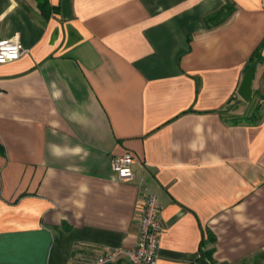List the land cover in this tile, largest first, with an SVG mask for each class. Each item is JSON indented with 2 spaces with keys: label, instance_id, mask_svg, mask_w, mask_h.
<instances>
[{
  "label": "crops",
  "instance_id": "1",
  "mask_svg": "<svg viewBox=\"0 0 264 264\" xmlns=\"http://www.w3.org/2000/svg\"><path fill=\"white\" fill-rule=\"evenodd\" d=\"M49 2L0 0V41L26 51L0 65V264L131 247L149 193L157 264H264V106L247 123L238 95L254 57L264 99V0Z\"/></svg>",
  "mask_w": 264,
  "mask_h": 264
},
{
  "label": "built area",
  "instance_id": "2",
  "mask_svg": "<svg viewBox=\"0 0 264 264\" xmlns=\"http://www.w3.org/2000/svg\"><path fill=\"white\" fill-rule=\"evenodd\" d=\"M26 53L21 47L19 36L0 41V65L18 61ZM136 158L132 154H125L112 158V169L120 181L129 182L135 177L133 166ZM160 203L153 193L144 197L143 208L138 214L140 232L135 245L127 248H116L100 255L94 264H157L162 235L159 220Z\"/></svg>",
  "mask_w": 264,
  "mask_h": 264
},
{
  "label": "trees",
  "instance_id": "3",
  "mask_svg": "<svg viewBox=\"0 0 264 264\" xmlns=\"http://www.w3.org/2000/svg\"><path fill=\"white\" fill-rule=\"evenodd\" d=\"M36 1H37L38 8L41 11V13L45 17H48L53 10L49 0H36ZM234 10H235L234 7L227 4L219 12L213 14L212 16H210L207 19V26H217V25L225 22L229 18V16L232 14V12H234ZM256 55H257V53H255V56ZM253 58L251 59V65L252 66L255 65ZM262 117H263V114L261 113V108L259 106L258 108H254L249 116L243 118V121H246L247 123H258L262 120ZM234 121H235V123H239L242 121V119L237 118Z\"/></svg>",
  "mask_w": 264,
  "mask_h": 264
},
{
  "label": "water",
  "instance_id": "4",
  "mask_svg": "<svg viewBox=\"0 0 264 264\" xmlns=\"http://www.w3.org/2000/svg\"><path fill=\"white\" fill-rule=\"evenodd\" d=\"M255 72H256L255 66H251L247 70L238 89V95L246 103H251L253 101V81L255 79Z\"/></svg>",
  "mask_w": 264,
  "mask_h": 264
},
{
  "label": "rangeland",
  "instance_id": "5",
  "mask_svg": "<svg viewBox=\"0 0 264 264\" xmlns=\"http://www.w3.org/2000/svg\"><path fill=\"white\" fill-rule=\"evenodd\" d=\"M238 101H240V99L238 100ZM264 99H255L254 101H252L250 104L249 103H247V104H249V105H247V108L249 107L250 108V106H251V108L252 109H254V108H258L259 106H260V108L262 109L263 108V106H264ZM253 106V107H252ZM246 108V107H245ZM244 107H243V111H244V109H245ZM250 108V109H251ZM251 109V110H252ZM262 112H264V109L262 110ZM259 116V115H258Z\"/></svg>",
  "mask_w": 264,
  "mask_h": 264
}]
</instances>
